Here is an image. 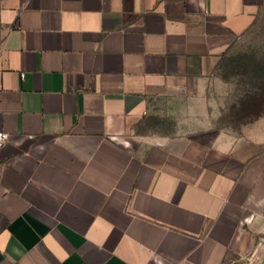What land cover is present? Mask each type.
<instances>
[{
    "label": "crops",
    "instance_id": "crops-1",
    "mask_svg": "<svg viewBox=\"0 0 264 264\" xmlns=\"http://www.w3.org/2000/svg\"><path fill=\"white\" fill-rule=\"evenodd\" d=\"M263 3L0 0V264L247 250L264 227V109L234 115L217 69Z\"/></svg>",
    "mask_w": 264,
    "mask_h": 264
},
{
    "label": "rangeland",
    "instance_id": "rangeland-1",
    "mask_svg": "<svg viewBox=\"0 0 264 264\" xmlns=\"http://www.w3.org/2000/svg\"><path fill=\"white\" fill-rule=\"evenodd\" d=\"M258 55L264 57V3L260 7L251 28L241 37V39L229 50L217 69V75L225 81L229 94L236 96L239 89L238 63L246 57ZM226 121V119H223ZM260 233L248 241L247 250H239L234 255L228 257L225 264H264V227ZM249 235L250 231H245ZM248 232V233H247ZM243 237V236H242ZM243 244L247 239L243 237ZM263 244V246H261Z\"/></svg>",
    "mask_w": 264,
    "mask_h": 264
},
{
    "label": "trees",
    "instance_id": "trees-1",
    "mask_svg": "<svg viewBox=\"0 0 264 264\" xmlns=\"http://www.w3.org/2000/svg\"><path fill=\"white\" fill-rule=\"evenodd\" d=\"M239 89L233 114L253 119L264 109V57L253 55L238 63Z\"/></svg>",
    "mask_w": 264,
    "mask_h": 264
},
{
    "label": "built area",
    "instance_id": "built-area-1",
    "mask_svg": "<svg viewBox=\"0 0 264 264\" xmlns=\"http://www.w3.org/2000/svg\"><path fill=\"white\" fill-rule=\"evenodd\" d=\"M7 141V135L3 132H0V150L3 148Z\"/></svg>",
    "mask_w": 264,
    "mask_h": 264
}]
</instances>
